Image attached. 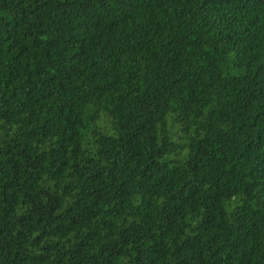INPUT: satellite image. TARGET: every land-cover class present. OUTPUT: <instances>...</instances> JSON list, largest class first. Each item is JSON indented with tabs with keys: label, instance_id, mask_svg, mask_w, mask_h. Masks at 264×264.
<instances>
[{
	"label": "trees",
	"instance_id": "trees-1",
	"mask_svg": "<svg viewBox=\"0 0 264 264\" xmlns=\"http://www.w3.org/2000/svg\"><path fill=\"white\" fill-rule=\"evenodd\" d=\"M0 264H264V0H0Z\"/></svg>",
	"mask_w": 264,
	"mask_h": 264
}]
</instances>
